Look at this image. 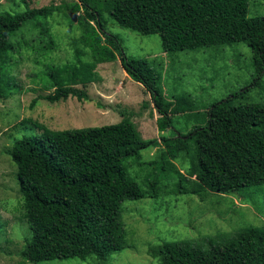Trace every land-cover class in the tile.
<instances>
[{
    "label": "trees",
    "instance_id": "trees-1",
    "mask_svg": "<svg viewBox=\"0 0 264 264\" xmlns=\"http://www.w3.org/2000/svg\"><path fill=\"white\" fill-rule=\"evenodd\" d=\"M22 12H0V100L13 94L10 68L23 49L41 57L56 49L47 19L58 10L49 5ZM249 0H72L65 5L70 26L77 17L79 34L71 40L74 61L48 65L39 96L50 104L89 99L87 88L99 82L96 69L119 61L127 76L148 93L157 115L159 138L144 140L122 114L119 123L102 127L51 131L17 140L7 151L16 165L23 215L29 238L20 253L30 264L94 258L104 262L128 247L121 206L154 198L156 182L142 191L129 177L125 161L140 162L141 152L158 148L155 165L174 180L180 195L252 194L264 185V104L234 106L229 99L201 109L190 95L164 96L162 72L146 59L126 54L123 42L104 27L107 15L119 27L140 35H158L161 51L173 55L244 42L257 75L264 73V17H248ZM21 29L17 41L11 38ZM15 38V37H14ZM36 100L32 102V107ZM192 123L190 130L166 136L172 117ZM186 164L185 172L176 167ZM181 166V167H182ZM158 264H264V225L231 233L162 241L149 251Z\"/></svg>",
    "mask_w": 264,
    "mask_h": 264
},
{
    "label": "rangeland",
    "instance_id": "rangeland-1",
    "mask_svg": "<svg viewBox=\"0 0 264 264\" xmlns=\"http://www.w3.org/2000/svg\"><path fill=\"white\" fill-rule=\"evenodd\" d=\"M29 8L57 6L47 19L56 41V49L41 57L23 49L16 55L10 68L16 86L7 100H0V264H30L22 259L28 227L22 218V196L16 178L17 168L7 151L25 136L38 135L34 122L51 131L74 130L117 124L122 114L131 112L130 120L144 140L159 138L157 115L152 109L149 94L132 81L119 61L101 64L96 71L100 81L88 86L87 101L69 98L50 104L37 100L48 92L39 86V77L46 64L62 65L74 61L71 40L78 36L77 17L70 26L65 14L72 0H25ZM27 6L21 0H0V12H22ZM248 17H264V0L248 1ZM106 31L123 42L126 54L146 59L150 66L162 72L164 96L175 94L192 96L201 109L214 102L229 99L234 106L248 103L264 104V73L257 75L252 66V53L246 43L183 51L167 56L161 51L158 35H140L123 29L107 15ZM23 29L11 39L17 41ZM15 37V38H14ZM36 100L32 107V102ZM192 123L181 116L172 117V128L166 136L190 130ZM158 148L141 152L140 162H124L127 173L142 191H149L156 182L158 193L154 198L125 201L121 206L123 228L128 247L111 254L106 261L88 258L54 260L38 264H158L150 255V247L162 241L231 233L246 226L264 225V185L250 189L252 194L223 196L207 194L199 198L172 192V183L150 162L156 160ZM176 167L185 172L186 164Z\"/></svg>",
    "mask_w": 264,
    "mask_h": 264
},
{
    "label": "water",
    "instance_id": "water-1",
    "mask_svg": "<svg viewBox=\"0 0 264 264\" xmlns=\"http://www.w3.org/2000/svg\"><path fill=\"white\" fill-rule=\"evenodd\" d=\"M76 20V18H75V16H73V21H75Z\"/></svg>",
    "mask_w": 264,
    "mask_h": 264
}]
</instances>
